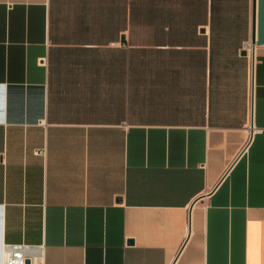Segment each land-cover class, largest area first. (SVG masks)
I'll return each mask as SVG.
<instances>
[{
    "label": "crops",
    "instance_id": "crops-1",
    "mask_svg": "<svg viewBox=\"0 0 264 264\" xmlns=\"http://www.w3.org/2000/svg\"><path fill=\"white\" fill-rule=\"evenodd\" d=\"M253 0H0V264H264Z\"/></svg>",
    "mask_w": 264,
    "mask_h": 264
},
{
    "label": "built area",
    "instance_id": "built-area-1",
    "mask_svg": "<svg viewBox=\"0 0 264 264\" xmlns=\"http://www.w3.org/2000/svg\"><path fill=\"white\" fill-rule=\"evenodd\" d=\"M248 47H252L251 43L248 44ZM41 249V247L33 245L4 243L2 264H33Z\"/></svg>",
    "mask_w": 264,
    "mask_h": 264
},
{
    "label": "water",
    "instance_id": "water-1",
    "mask_svg": "<svg viewBox=\"0 0 264 264\" xmlns=\"http://www.w3.org/2000/svg\"><path fill=\"white\" fill-rule=\"evenodd\" d=\"M252 24L251 46H264V0H253Z\"/></svg>",
    "mask_w": 264,
    "mask_h": 264
}]
</instances>
